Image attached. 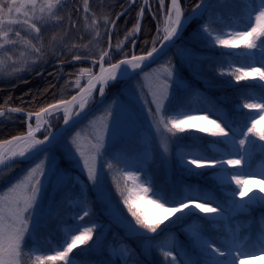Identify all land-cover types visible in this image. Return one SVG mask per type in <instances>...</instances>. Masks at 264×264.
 Masks as SVG:
<instances>
[{
    "label": "rangeland",
    "instance_id": "374dc122",
    "mask_svg": "<svg viewBox=\"0 0 264 264\" xmlns=\"http://www.w3.org/2000/svg\"><path fill=\"white\" fill-rule=\"evenodd\" d=\"M137 1L141 3L138 6L139 16L143 0ZM189 1L181 0V3L184 5ZM63 2L67 5L69 1L63 0ZM164 4L163 9H161L160 0H149L147 4V12L158 21V29L164 25V19L168 16L170 0H164ZM259 7L260 0H219L211 10L209 19L200 22L195 30L193 28L190 36L185 37L178 43L167 56L138 74L131 81L125 84L115 83L110 86L106 90L99 108L88 114L77 128L59 141L53 149L45 153L29 168L22 171L14 170L3 175L7 179L8 185L0 190V195L7 194L11 185L23 179L36 164L41 161L44 162V175L40 177L43 182V191L38 196V203L34 210L29 214L32 219L29 225L30 231L25 239V254L22 264H33L35 256L40 254L38 251L50 250L41 255H55L51 250L55 251L59 246H51L49 242L39 241L41 232L47 234L46 238H49L51 242L53 238L50 235L59 236L57 229L54 227L55 222L49 220L50 216L57 217L64 223L61 230L68 229L70 224L76 222L80 228L75 235H79L85 227L92 229V238L87 241L89 242L88 246L83 247L84 244H78L69 253L71 264H94L93 262H84V259L89 256L92 259L97 258L101 262L110 260V263L115 261L122 264L149 262L153 259V244L163 240L165 241L164 246L176 255V264H212V257L195 255L188 249L187 245L179 241L176 233L168 234L169 227L167 229L158 227L157 232L151 233L121 215L106 188L108 178L106 164L109 158L112 160L111 165H115L116 168L131 169L138 176L135 185L137 196L143 202H149L148 205H151L150 215L155 213L154 211L167 214L166 209L173 207L176 203L166 204L164 208L159 207L155 202L156 197L152 195V191H149L147 195L143 193L142 189L145 187L158 190L169 201L182 197L175 200L178 203L182 200L187 201L190 197L198 198L195 199L194 203H204L207 200L210 202L209 206L214 208L219 206L221 209L220 212L208 216V218L223 219L232 217L231 220L227 221L221 235L222 242H224L222 250L227 246L226 243L231 242L232 254L230 256H234L235 248L241 246L243 251L254 253L245 256L238 264H264V251L260 250L259 244V238L264 233V213L260 215V219L256 223L258 226L255 238L252 237V233L249 231L252 228L246 226L244 219L245 216L252 217L258 205V199L249 198L253 195L264 196V192L260 191V189H264V175H260L264 171V161L259 160L257 155L264 150L259 139L260 126L264 125V108H246L244 114L240 113L241 104L264 105V87H262L264 81H260L258 75L249 77L256 80L258 85L246 89L245 87H239L240 81L233 77L231 80L238 87H235L232 91L234 95H230L225 94V90L229 91L230 89L213 85L203 71L204 63L208 60L214 61V59L219 71H226L227 68L235 70L241 67L245 70L254 67L264 71V68L261 67L264 64V50L261 48H247L249 56L246 55L247 53L242 52L244 50L242 45L249 38H243V43L236 48H232L231 55L227 53L220 54L223 57H221L222 61H219L217 59L219 52L213 45V39L202 30L206 26L213 35L219 34L218 32L224 34L226 28H228L226 33L246 30L249 26V14L254 16V10H258ZM65 8L57 13V17L64 13ZM56 20H50L42 28V31H44V28L52 27ZM254 22L253 20L252 23ZM133 28L125 39L118 38L113 43L110 56L105 60L106 65L129 56L134 51L136 38L139 34H137V26L135 25ZM13 29L12 32H9V38L18 40V43L5 45V48L0 50V58L6 61V67L0 73V78L17 79L19 76L26 75V70L33 66L31 64L36 59L35 52L25 47V39L31 40L36 45H41L40 42L33 39L35 33H29L17 25H14ZM158 29L155 38L159 32ZM15 30L21 31V38L15 36ZM118 44H120L119 50L117 49ZM5 52H7V55H5ZM21 52H24L25 55L21 56ZM8 56H11L12 59L9 60ZM165 68L172 72V76L167 79L168 99L165 101V112L167 114L164 115V119L165 121L174 119L186 121L184 132H176L173 128L175 136L164 128L163 123L159 122L161 117L156 115V104L153 103L154 99L159 98L160 83L165 79ZM93 104L94 102L91 101L88 109ZM178 107L189 109L188 115H191L193 119L188 120L182 114L175 116L174 112L178 111ZM107 112H111V117L102 120L101 117ZM182 112L183 110H180V113ZM15 116L14 114L5 115L0 119V127L5 122L14 121L12 123H16L17 118ZM62 119V115L56 118L51 126L46 129L45 136L50 135ZM253 119V133L248 134L253 142L247 143L244 148H241L239 146V139L242 138L240 133L242 131L246 132L248 127H253ZM213 120L220 124L225 132H229V137L219 136L217 140L212 139L214 144L211 146L202 138L196 127L205 123L215 128V124L211 123ZM104 123L108 124L105 148L102 150L103 154L96 160L98 179L93 182L88 179L84 161L75 152L72 139L73 137L76 138L77 143L85 150L87 158L92 154L90 142H95L94 137L97 130ZM189 125H195L196 127H189ZM168 127L171 128L172 124L169 123ZM215 131L218 130L215 128ZM165 148L167 151H165ZM180 151L184 161L191 160L194 155L225 160L240 159L243 156L244 159L241 160L240 165L226 166L227 173L220 169L197 168L200 170L208 168L211 169L212 174H219L220 189L217 190L214 189L216 188V182L203 179V173L193 177L191 172L186 171ZM192 167L196 168L194 165ZM237 171L248 173V175L239 177L245 181L242 186L251 189L248 195L243 198V202L238 194L234 195V190L237 189L235 182H230L225 178L228 173ZM77 179L83 187L82 193L88 192L89 196H92L94 205L86 204L80 213L74 210L71 211L69 215L72 218H70L67 217V208H64V205L67 204L68 199L75 198L76 193L70 188V185ZM201 183L203 187L200 185ZM225 186H227L226 189ZM161 188L167 189L168 192L161 193ZM196 211L202 213L199 209H196ZM85 212L88 213L87 216H84ZM91 218L94 219L90 220ZM155 219H152L150 223H157ZM203 226L204 223L198 220L192 222L189 228L194 233L206 232ZM122 234L127 237L128 242L132 243L134 251L126 245L124 246L123 243H118L120 242L118 239ZM166 235H168L167 239ZM114 241L118 244H112L110 247L109 243ZM37 242H40V244ZM68 242L70 243L71 240ZM79 249L78 260L72 256ZM109 250L112 258L103 255L104 252H109ZM33 251L35 253H31ZM132 253H135L137 258L130 256ZM218 258L224 260V257L217 256L216 259L218 260ZM53 261L46 260L44 264ZM60 261L61 264H64V261Z\"/></svg>",
    "mask_w": 264,
    "mask_h": 264
},
{
    "label": "snow or ice",
    "instance_id": "6c2138e0",
    "mask_svg": "<svg viewBox=\"0 0 264 264\" xmlns=\"http://www.w3.org/2000/svg\"><path fill=\"white\" fill-rule=\"evenodd\" d=\"M67 5L63 2V0H0V50L5 48V45H15L18 43V40L10 39L9 32H12L13 26H20L23 30L29 33H35L33 39L37 42L41 39L42 28L48 24L50 20L58 19L57 13L65 8ZM161 9L165 7L164 0H160ZM197 8L200 5L196 6ZM88 0H84V11L88 12ZM255 15L252 16L249 14V26L246 30L243 31H234L225 33L223 37L219 34L213 35L211 31L205 26L203 27V31L211 37L215 44L223 46L224 48H236L241 43H243V38H249L246 43H244V47L248 49L261 48L264 50V0H260V7L258 10H254ZM143 13V9H141V14ZM174 13V16H173ZM183 9L180 5V0H171V7L168 8V23L165 24V35L163 36L164 41L171 40L174 36L177 35L178 28H181L183 25ZM69 19H71L69 17ZM255 21L252 23V21ZM113 23H115L113 21ZM159 31V29H158ZM15 36L17 38H21V31L15 30ZM226 37V38H225ZM134 43V41H133ZM24 45L26 48H30L32 52L40 53L41 48L37 47L36 44L32 43L31 40H24ZM87 47V45H85ZM120 44L117 45V49L119 50ZM158 49L153 46L151 51H148L146 55L135 56L133 55L131 59H121L119 62L115 64H110L109 69H104L103 64L101 63V74L99 76H93L89 79L88 85L86 87L80 88V93L85 94L86 96H91L93 90L96 88V84L99 83V93L101 95L104 94L105 85L109 80H115L119 75H125L128 71V66L132 69H140L143 65V62L153 57V54L156 53ZM7 55V52H5ZM21 56H24L25 53L21 52ZM100 60L103 61L105 57H109L110 53L107 50H102L100 52ZM76 60L81 59L79 55L73 57ZM8 59H12L11 56H8ZM6 67V61L3 58H0V73L4 71ZM264 68V64L261 65ZM18 71V69H16ZM82 71H90V70H82ZM165 79L160 83V95L158 99H154L153 103L156 104L155 113L161 117L160 123H163L164 128L175 136V132H173V128L176 132H184L185 127L184 124L186 121L183 120H170L165 121L164 115L165 112V101L168 99V84L167 79L172 76V72L168 69H164ZM238 73V74H237ZM230 75H235V79L237 81L245 80L248 77H255L258 75L260 81H264V71H261L258 68L249 67L248 70L245 68H236L234 72L229 73ZM147 76V74H145ZM77 85L79 86V81H77ZM264 87V85H262ZM155 95V94H154ZM77 97L72 96L71 100H63L61 99L55 104L48 105L45 108H41L39 112L29 113V119L33 115H35L37 127L34 130L29 124L27 136L21 137H13L12 140L5 141L6 144H12L13 140L19 141L25 144L24 148H20L18 151L15 149H6L5 152H0V173L6 168H10L12 163V157L19 156L24 157L25 153L29 150H37L38 145H42L49 139L48 136H45L43 140L36 139L34 132L40 129V120L42 113H49V109L58 110L61 105L70 104L73 101H76ZM87 103L86 99L82 98V102L79 107L81 110L85 108V104ZM244 108L252 109L256 107L264 108V105H256L245 103L243 105ZM10 112H20L19 108H12L9 110ZM50 114V113H49ZM81 113H77L79 116ZM0 115H3V112L0 111ZM111 112L105 113L102 120H106L111 117ZM188 120L193 119L191 115L187 116ZM64 121L67 124L69 122V115L67 114V110L65 111ZM171 123L172 127L169 128L168 124ZM211 123L215 124V128L218 131L207 129V128H199L201 132H210L212 136H224L229 137V132H225L224 128L220 126V124L216 123V121H211ZM189 127H196L195 125H189ZM254 128V119H253V127H248L247 131H242L240 135L242 136L239 139V146L244 148L247 143H252L253 141L249 138V133H253ZM108 124L104 123L97 130V134L94 137L95 142H90V150L92 154L86 158L85 150L77 143L75 137L72 139V144L75 148V152L79 154L81 159L84 161V167L87 170L88 179L95 182L98 179V170L96 166V160L99 156H101L102 150L105 148V136L107 133ZM79 135V134H77ZM235 135V133H233ZM259 139L264 141V133L259 135ZM264 147V146H262ZM165 151L167 149L165 148ZM31 154V153H29ZM244 157L241 156L240 159H218L215 157H204L199 155H194L191 160L186 161V165L189 171H193L192 166L194 165L196 168H214L220 169L227 173L226 166L228 165H240L241 160ZM91 161V163H90ZM7 162V163H6ZM43 161L36 164L34 168L30 169L26 176L19 180L17 183L11 185L8 189L7 194L0 195V264H22V260L24 257V249H25V239L27 233L30 231L29 225L31 222V215H29L35 208L38 203V196L43 191V182L40 179L42 175H44V167ZM109 168L112 167L111 164L108 165ZM254 174V173H253ZM242 175H248V173H244L243 171H237L235 173H228L226 175V179L230 182H235L237 185V189L234 190V195L238 194L241 197V201L243 202V198L248 195V192L251 189H246L242 185L245 183L239 177ZM260 175H264V171L260 173ZM130 179H137L131 173L127 174ZM143 193L147 195L149 191H152V195L156 197L155 202L159 207L164 208L166 204L174 203L169 201L165 197H163L158 190L151 189L150 187H145L142 189ZM261 192H264V189H260ZM195 199L190 197L187 201H180L179 207H170L167 208L166 211L170 214H175L177 212H182L184 209H188V214H195V210L199 209L200 212L205 214L204 218L211 216L213 214H217L221 211L219 206L211 207L209 206L210 202L205 200L204 203H194ZM249 199H258L264 201V196L253 195ZM163 201V202H161ZM125 204L128 205L127 211L131 214V216L135 219V224L139 225L140 228L146 229L148 232L155 233L164 220L168 219V216H164L159 223L152 224L147 222L145 219H142L141 216L133 210L132 206L128 204V201H125ZM88 213L85 212L84 216H87ZM83 219V217H81ZM79 231V229H77ZM92 238V229L90 227H85L84 231H81L79 235H73L71 233H67L65 236L64 244L66 246L57 247L55 250L54 256L41 255L38 254L35 256V264H44L46 260H55L59 259L64 261V264H71V259L69 257V253L72 252L74 248L77 247L78 244H86L88 240ZM71 240L69 243L68 240ZM260 250L264 251V233L261 234L259 238ZM204 248L206 254L212 257V264H221L216 257H223L226 254L230 255L232 252L226 253L218 247L215 242L204 241ZM254 254L247 253L243 251L242 246L235 248V255L231 261V264H238V262L243 259L245 256ZM171 251H165L164 256H171ZM176 257L172 258V264H175Z\"/></svg>",
    "mask_w": 264,
    "mask_h": 264
},
{
    "label": "trees",
    "instance_id": "16d2710c",
    "mask_svg": "<svg viewBox=\"0 0 264 264\" xmlns=\"http://www.w3.org/2000/svg\"><path fill=\"white\" fill-rule=\"evenodd\" d=\"M194 1L195 0L189 1L187 4L188 6L185 7V11L195 3ZM127 3L128 0H88L89 10L88 12H85L84 0H71L65 14L60 17L59 25L52 26L41 33V39L39 41L41 45L37 44V47L41 48V52L35 53L36 60L34 61L33 66L26 70V75L19 76L17 79L13 80L0 79V109L14 107L27 112H37L40 111L41 108H45L61 99H66L76 92L90 75L96 72V61L100 58V52L106 49L109 28L117 14L126 7ZM210 14L211 8L204 19H209ZM69 17L71 19H69ZM137 17L138 7L134 6L119 20L114 37L119 38L125 36L138 21ZM198 26L199 25L196 24L194 30L198 28ZM155 30V22L149 14L146 13L142 23L140 38L136 49L137 52H145L150 47ZM189 34L190 32H188L186 36ZM85 45H87V47H85ZM213 45L219 52L217 58L219 61H222L221 57H223L225 53L230 55L232 53L231 48H224L223 46L215 44V42H213ZM242 48L244 49L242 52L247 53L244 44L242 45ZM243 53L242 55H244ZM76 55H79L81 59H74L73 57ZM71 60H76V62L59 65ZM214 61L216 62L215 59ZM214 61L208 60L204 63V75L213 85L230 89L229 91L225 90V94L233 95L232 91L238 86L258 85L253 78H246L239 82L240 85L236 86L231 80L235 75L229 74L234 72V70L227 68L224 72L219 71L218 66H216ZM54 64H58V66L49 71H45L48 67ZM77 81H79V86L77 85ZM46 84L51 85L49 88L51 94L48 98L41 100V87ZM222 94H224V92H222ZM179 109L183 110L178 107V111L174 112L175 116H180L181 114L185 117L188 116L189 109L183 110L182 113H180ZM22 121V119H19L16 123H2L0 127V141L24 133L25 124ZM199 128L215 130L210 124L205 123L197 126L196 130H199ZM261 131L264 133V125H262ZM200 133L202 138L206 141L217 138L216 136H212L210 132L200 131ZM181 153L182 152L180 151V154ZM258 157L264 160V153L258 154ZM181 158L183 159L182 154ZM107 163V191L122 216L135 222V219L127 211L128 205L125 204L126 200L128 201V204L132 206L133 210L147 222L156 218L155 220L159 223L164 216H168L167 220L160 223L159 228L167 229L169 227V229L177 231L181 237H183V241L187 242L196 254L203 255L206 253L204 241L211 242V240L205 235L191 237L187 232L186 226L198 218L202 219L206 224L209 223L210 220L204 218L203 214L196 213V211L195 214H188V209H184L182 212H177L175 214H164L162 212L154 211L155 213L150 215L151 205H148L149 202H143V200L136 195L137 191L134 190L135 180L128 178V173L116 168L115 165H112V167L109 168L108 165L112 163L111 160ZM185 169L186 171L191 172L193 177L194 175L203 173V179L215 181L216 185L218 184V176L213 175L212 177V171L208 168L203 170L193 168V171H189L185 162ZM200 185H202V183ZM70 188L75 191L76 198H80L83 195L77 181H74L70 185ZM161 192L167 193L168 190L161 188ZM86 198V202L92 205L93 201L91 195L89 196L88 194ZM258 205L260 210L264 211V201H259ZM176 207H179L178 203ZM207 226L214 228L220 227V225L216 226L215 223H209ZM122 238H124V236ZM41 241L46 243L50 240L44 238L41 239ZM55 243L61 245L63 239L56 238ZM88 244L89 242L82 246L87 247ZM157 245H159V247H157ZM162 246L163 245L160 241L153 244V259L149 262H141V264H172V258L174 255L172 254L171 256L165 257L164 252L167 250L163 249ZM157 248L159 250H157ZM79 251L80 249L73 253V257L78 260ZM86 258L84 259V262L92 261L94 264L95 262H99L97 258L92 259L90 256ZM45 264H61V261L54 260L53 262Z\"/></svg>",
    "mask_w": 264,
    "mask_h": 264
},
{
    "label": "water",
    "instance_id": "95a60500",
    "mask_svg": "<svg viewBox=\"0 0 264 264\" xmlns=\"http://www.w3.org/2000/svg\"><path fill=\"white\" fill-rule=\"evenodd\" d=\"M213 0H201L197 5H200L199 8H197L196 6L186 15L184 16L183 19V25L181 28H178L177 31V35L174 36L171 40L169 41H164L163 44L161 43L158 47H156L158 49V51L156 53L153 54V57L149 58L148 60L143 62V65L140 69H132L127 72V74L125 75H119L118 74V78L115 80H109L108 83L104 86L106 87L109 83L113 82V81H117V80H129L130 78H132L133 76H135L137 73H139L140 71L148 68L149 66H151L152 64H154L156 61H158L159 59H161L172 47L173 45L178 42L182 36L184 35L185 31L187 30V28L189 27V25L192 23L193 20H195L198 17L203 16L204 12L207 10V8L209 7L210 3ZM124 12L120 13L116 20V21L123 15ZM112 34V32H111ZM110 34V45L112 43V36ZM151 51V50H150ZM147 53L143 54L146 55ZM135 56H141V55H135ZM132 56L127 57V59H131ZM125 59V58H124ZM129 68V67H128ZM106 69H109V67H107ZM101 74V68L99 69V71L94 75V76H99ZM88 85V83L84 86L86 87ZM100 84L97 83L96 84V88L93 90L92 95L99 90ZM91 95V96H92ZM74 96L77 97L76 101H73L70 104H65V105H61V106H65L66 110H67V114L69 115V122L66 124L65 121L63 122V124L49 137V139L47 141H45L44 144L42 145H38L37 150H32L29 149L26 153L24 157H19V156H15L12 157V161H14L13 164L19 163V162H25V161H29L34 159L35 157H37L40 153L46 151L48 148H50L55 142H57L62 135H64L69 129H71L77 122V119H72V112L73 109L76 107V105L78 103H80V101H82L83 99L89 98L90 96H86L85 94H82L79 92H77ZM72 98V97H71ZM68 99L69 101L71 100ZM99 103V102H98ZM98 105V104H97ZM52 110V109H49ZM47 113H42L41 117H44V115H46ZM35 117V115H33ZM47 125V124H45ZM43 128H40L38 131L34 132V135L36 136L37 134H39L42 131ZM21 137L27 136V133L24 135H19ZM12 140V139H11ZM17 141L13 140L12 144L15 143ZM5 145H9L4 143ZM10 144V145H12ZM31 153V154H29ZM7 163V162H6ZM11 165V166H12Z\"/></svg>",
    "mask_w": 264,
    "mask_h": 264
},
{
    "label": "bare ground",
    "instance_id": "6f19581e",
    "mask_svg": "<svg viewBox=\"0 0 264 264\" xmlns=\"http://www.w3.org/2000/svg\"><path fill=\"white\" fill-rule=\"evenodd\" d=\"M180 5H181V0H180ZM171 7V0H170V6H169V8ZM184 14V13H183ZM173 16H174V13H173ZM168 17V16H167ZM167 17L164 19V25L162 26V29H161V32L162 33H165V31H164V28H165V24L166 23H168V20H167ZM183 17H184V15H183ZM182 17V18H183ZM129 68L128 69H130L131 67L130 66H128ZM50 84H46L45 86H43V87H41V90H42V92H41V95H40V97L42 98L41 100H44V99H46V98H48L49 96H50V94H51V92H50ZM88 104L86 103L85 104V108L83 109V110H81L80 109V107L78 106V108H77V110H76V112H75V114L77 115V113H81L79 116H82L87 110H88ZM59 114H62V113H64L63 111H59L58 112ZM77 118V117H76ZM41 123H42V121L40 122V126H41ZM36 127H37V124H36ZM18 144L19 143H16V144H14L12 147L14 148V149H16L17 147H18ZM23 146H25V144L24 145H19V147L18 148H21V147H23ZM7 148L6 147H4L3 145H0V152H5V150H6ZM17 151L19 150V149H16Z\"/></svg>",
    "mask_w": 264,
    "mask_h": 264
}]
</instances>
